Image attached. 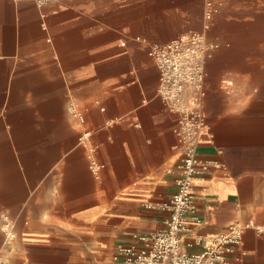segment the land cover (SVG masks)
I'll return each instance as SVG.
<instances>
[{
	"label": "crops",
	"instance_id": "crops-1",
	"mask_svg": "<svg viewBox=\"0 0 264 264\" xmlns=\"http://www.w3.org/2000/svg\"><path fill=\"white\" fill-rule=\"evenodd\" d=\"M219 1L209 127L197 145L210 167L194 178L201 222H189L182 245L197 251L252 222L230 256L264 264V0ZM203 9L204 0H0V250L10 264L112 263L119 246H142L137 232L165 227L179 114L158 93L148 43L200 31Z\"/></svg>",
	"mask_w": 264,
	"mask_h": 264
},
{
	"label": "built area",
	"instance_id": "built-area-1",
	"mask_svg": "<svg viewBox=\"0 0 264 264\" xmlns=\"http://www.w3.org/2000/svg\"><path fill=\"white\" fill-rule=\"evenodd\" d=\"M220 3L219 0H204L203 27L200 31L183 33L165 43H148V52L160 70L158 93L169 110L179 114L175 131L181 157L177 163L176 190L162 203L167 212L165 227L137 232L135 236L143 243L142 246L121 245L114 261L105 264H242L239 255L236 258L230 255L241 243L245 227L252 222L231 225L207 239L197 251H189L182 245V232L190 229L189 222H201L194 178L210 167L209 161L199 158L197 145L202 133L209 127L204 102L207 93L206 61L210 51L219 44L209 39L208 31ZM43 27L47 28L45 24ZM138 38L146 41L143 37ZM69 107L72 115L83 124L84 110L75 100L70 101ZM89 136V130L85 129L79 140L88 147L90 168L99 176L103 164L97 159V148ZM5 225L13 227L9 222ZM7 235L13 237L11 231ZM0 264H10L1 250Z\"/></svg>",
	"mask_w": 264,
	"mask_h": 264
}]
</instances>
